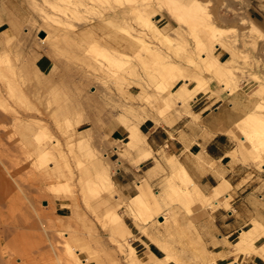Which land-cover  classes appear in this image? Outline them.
Returning <instances> with one entry per match:
<instances>
[{
  "label": "rangeland",
  "instance_id": "rangeland-1",
  "mask_svg": "<svg viewBox=\"0 0 264 264\" xmlns=\"http://www.w3.org/2000/svg\"><path fill=\"white\" fill-rule=\"evenodd\" d=\"M9 1L16 13L15 27L12 23L6 29L0 27V256L13 264H129L125 258L128 244L136 242L116 222L129 227L132 219L139 231L161 248L134 249L141 264H156L153 254L163 264L213 261L194 239V225L207 210L221 204L227 207L230 192L237 185L231 188L227 181L229 194L219 198L222 202L211 203L208 192H202L178 162L180 170L169 168L149 186L160 203L158 211H151L144 209L140 199L125 198L120 192L119 199L106 198L97 177L110 171L113 178L120 157L136 164L141 156L136 152L131 157L135 151L127 144L129 135L115 146L117 154L109 156L105 144L115 140L109 138L107 130L138 123L151 111L165 114L175 107L176 103L167 106L173 99L177 102L175 95L186 101L184 91L192 82L190 75L201 77L208 88L213 80L216 88L211 94L226 96L216 79L220 66L216 72L212 70L217 61H225L213 54L217 46L234 53L229 51L226 59L236 70L230 93L245 83L247 97L255 99L253 111L264 98V20L257 15L259 22H255L261 29L249 32L248 12L255 8L264 14V0H195L205 18L223 28L216 36L208 35V40L234 41L228 49L204 43L202 59L195 54L193 40L206 28L197 20V7H190L192 0ZM138 5L142 12H138ZM143 15H150V22ZM141 16L146 19L144 25ZM145 25H157L160 38L151 44L161 57L158 52L148 54L131 38L143 36L140 27ZM39 31H44L43 37L38 36ZM204 35L207 38V32ZM172 37L176 38L169 44L167 38ZM34 40L47 45L55 60L46 75L33 69L26 54ZM186 50L192 51V58ZM108 51L115 55L106 60L100 53ZM116 51L122 52L123 58L121 53L117 57ZM131 86L133 95L129 93ZM234 129L238 135L233 134ZM229 132L237 142L232 158L259 169L264 163V128L255 119H240ZM94 153L100 155L105 168L97 164ZM249 177L247 173L238 185ZM159 214L164 220L158 221ZM153 229L160 236H153Z\"/></svg>",
  "mask_w": 264,
  "mask_h": 264
},
{
  "label": "crops",
  "instance_id": "crops-1",
  "mask_svg": "<svg viewBox=\"0 0 264 264\" xmlns=\"http://www.w3.org/2000/svg\"><path fill=\"white\" fill-rule=\"evenodd\" d=\"M252 10L248 12L251 19L259 22V15L264 20V14L255 8ZM15 16L10 1L0 0L1 30L8 28L10 23L15 27ZM159 19L160 17L157 20ZM167 24L168 22L165 23ZM26 54L31 57L36 72L43 75L51 72L55 60L48 46L42 41L34 40L30 43ZM213 54L219 60L229 58L228 52L219 46L215 47ZM182 81L180 80V83ZM194 84L192 81L188 86ZM208 86L210 91L216 88L213 80H210ZM132 88L131 86L129 93L133 95ZM246 89L243 83L232 93L225 92L224 97H215L209 90L198 91L186 105L176 104L163 114L164 116L159 115L157 110L151 111L138 123L146 148L151 149L150 156L136 164L120 157L112 178L123 197H132L139 192L138 185L142 184L143 179L145 182L142 185L154 186L169 170L166 159L173 155L185 166L202 192H208L222 179L229 181L231 188L237 185L235 190L230 192L232 199L227 207L221 204L207 210V214L194 225V239H197L201 249H205L206 256L214 259L215 264H264V258L253 252L246 251L247 254L244 251V255L240 252L236 256L233 253V243L237 241L241 230L250 228L253 219L264 224V163L256 169L252 163L234 160L230 154L237 142L229 129L245 113L251 111L255 103L254 98L247 97ZM187 111H191L190 114ZM126 130L118 125L107 130L109 138L115 140L105 144L109 156L117 154L115 146L127 138ZM233 134L238 135V130L234 129ZM135 155L136 152H133L131 157ZM247 173H250V177L238 185ZM127 224L136 242L134 249H161L153 243L147 233L139 231L132 219ZM151 232L153 236H160L154 229ZM262 244L264 235H259L253 240L255 247ZM174 249H181V246H175ZM153 256L156 257L155 254ZM0 264L13 263L0 256Z\"/></svg>",
  "mask_w": 264,
  "mask_h": 264
},
{
  "label": "bare ground",
  "instance_id": "bare-ground-1",
  "mask_svg": "<svg viewBox=\"0 0 264 264\" xmlns=\"http://www.w3.org/2000/svg\"><path fill=\"white\" fill-rule=\"evenodd\" d=\"M118 2H119V0H117ZM188 2V1H187ZM190 2V1H189ZM198 2V1H197ZM195 0L193 1H191L190 2V7H191V9H193V7H197V8H195V10H199L198 12H196L195 10H194V12L195 13H198V15H196V17H197V20L198 19H200L201 20V25H203V26H205L204 27V29L206 28V31L204 30V32L202 33L203 34V37H201L202 36V34L201 33H198V35L199 34H201V36L199 37V36H196V37H194V39L195 40H193L194 42H195V45H196V48H195V45L193 46L194 47V50L196 49V55H198V56H200L201 57V59L202 58H205V56H204V51H203V49H201V46L202 45H204V43H209V44H213V45H225L226 47H227V49L229 48V46H230V44L232 43V42H234V41H232V42H230V43H228V44H226L224 41H217V42H211L212 40L210 39V41L208 40L210 37H212V36H216L217 34H219L220 32H222V27H220V26H217L216 24H214L211 20H209V18L207 17V18H205V16H204V14H202V7H201V5H200V3H197ZM70 3V2H69ZM73 3V2H72ZM79 3H80V0H79ZM121 3V2H120ZM57 4V3H56ZM74 5H75V3H73ZM72 4V5H73ZM127 4V3H126ZM131 4H133L132 2H131ZM77 5V4H76ZM79 5L80 4H78L77 6L79 7ZM194 5V6H193ZM58 6V5H57ZM66 6V5H65ZM69 6H71V4L69 5ZM83 6V5H82ZM133 6V5H132ZM140 5H138L137 7V9H138V12H139V10L142 8V6H141V8L139 7ZM63 7V6H62ZM67 8H68V4H67V6H66ZM81 7V6H80ZM79 7V8H80ZM205 7V6H204ZM66 8V9H67ZM72 7H70V9H71ZM85 8V7H84ZM87 8V7H86ZM94 8V7H93ZM108 8V7H107ZM199 8V9H198ZM75 9H78V8H75ZM74 9V10H75ZM109 9V8H108ZM169 9L171 10V9H173L172 7H169ZM174 9H176V8H174ZM72 10V9H71ZM112 10V9H111ZM110 10V11H111ZM77 10H75L74 12H76ZM80 11V10H79ZM106 11H107V9H106ZM141 11V10H140ZM145 11V10H144ZM193 11V10H192ZM62 12V11H61ZM142 12V11H141ZM140 12V14L142 15V13ZM146 12H148V11H146ZM63 13H65L64 11H63ZM68 13V12H67ZM135 13H137V12H135ZM154 13V12H153ZM84 14V13H83ZM147 14V13H146ZM155 14V13H154ZM85 15H87V14H85ZM148 15V14H147ZM208 15V14H207ZM68 16V15H67ZM70 16H72L71 15V13H70ZM136 16H137V14H136ZM140 16V15H139ZM150 16V15H149ZM149 16H148V18H149ZM194 16H195V14H194ZM138 17V16H137ZM145 16L143 15V18H144ZM172 17V16H171ZM195 17V18H196ZM71 18V17H70ZM141 18H142V16H141ZM142 18V20L140 19V22H142L143 24L142 25H144V22L143 21H146V19H148L147 18V16L145 17L146 19L144 20ZM174 18V17H173ZM135 19H136V17H135ZM177 19H178V17H177ZM137 20V19H136ZM149 20V22H150V19H148ZM196 20V21H197ZM246 20V19H245ZM249 21V20H248ZM200 22V21H199ZM139 23V22H138ZM198 23V22H197ZM250 25H249V27H248V29H249V32H251L253 29H261L260 27H259V25L253 20V19H250ZM146 24V23H145ZM140 25V24H139ZM153 25H155V23L153 24ZM182 25V24H181ZM200 25V26H201ZM72 26V25H71ZM146 26V25H145ZM145 26H143V27H145ZM157 26V25H156ZM156 26H146L147 28H145V29H143V27L141 28L140 27V29L142 30V33H143V36L141 35V36H135V35H130L131 36V38L132 39H134V40H136V41H138L140 44H142V46H143V48H144V51L145 52H147L148 54L150 53V54H152V53H157V54H159V50H158V48H155V46H153V44H151L152 42H153V40L156 38V40H157V38L160 36V31L158 30V28L156 27ZM203 26H202V28H203ZM201 28V27H200ZM185 30V29H184ZM202 31H203V29H202ZM201 31V32H202ZM205 32H207V38H205L204 39V33ZM223 32H224V30H223ZM248 32V30H247V33H249ZM162 33V32H161ZM225 33V32H224ZM163 35V34H162ZM165 35V34H164ZM167 35V34H166ZM175 35V34H174ZM188 35H189V33H188ZM208 35L210 36V37H208ZM224 35V34H223ZM177 36V35H176ZM180 36V35H179ZM195 36V35H194ZM220 36V35H219ZM147 37V39H145ZM160 38V37H159ZM176 38V37H175ZM174 37H172V38H167V40H168V42H169V44H173V42L172 43H170L171 41H172V39H175ZM221 38H222V36H221ZM178 39V38H177ZM179 39H180V37H179ZM212 39H216V38H212ZM224 39V38H223ZM216 40H218V39H216ZM215 40V41H216ZM132 41V40H131ZM174 41V40H173ZM155 42V41H154ZM177 42V41H176ZM179 42V41H178ZM93 43V42H92ZM157 44V43H156ZM177 44V43H176ZM176 44H174V45H176ZM137 45V44H136ZM91 46V45H90ZM139 46V45H138ZM97 47H99V46H97ZM101 48V47H100ZM99 48V50L101 51V49ZM103 48V47H102ZM233 48V46L231 47V49ZM190 49V48H189ZM188 49V50H189ZM230 49V48H229ZM228 49V53L230 54V52L232 51V50H229ZM92 50V49H91ZM94 50V49H93ZM98 49H96V51H97ZM105 51H106V48L104 49ZM103 50V51H104ZM109 50V49H108ZM188 50H186V51H188ZM111 51V50H110ZM110 51H108L107 53H104V52H102V53H100V55L102 56V57H105L106 58V60H109V59H111L114 55H115V53H112V52H110ZM230 51V52H229ZM235 52L237 51V50H234ZM92 52V51H91ZM98 52V51H97ZM189 52H191L190 53V55H191V58H192V51H188V53ZM120 53H121V55H120ZM134 53V52H133ZM141 53V52H140ZM155 53V54H156ZM181 53V52H180ZM231 53H233V52H231ZM116 54H117V51H116ZM125 54V53H124ZM127 54V53H126ZM168 54V53H167ZM234 54V53H233ZM121 56V58H123L122 57V52H118V54L116 55L117 57L118 56ZM142 55V54H141ZM160 55V54H159ZM182 55H184V54H182ZM232 55V54H231ZM124 56H126V55H124ZM140 56V55H139ZM158 56V55H157ZM156 56V57H157ZM162 55H160L159 57H161ZM187 54H186V58H187ZM198 56H197V58H198ZM230 56V55H229ZM90 57V56H89ZM127 57H129V56H127ZM127 57H125V59H128ZM120 58V57H119ZM120 58V59H121ZM132 58H134L135 59V57H132ZM141 58V57H140ZM144 58V57H143ZM164 58V57H163ZM232 58V57H231ZM235 58V57H234ZM124 59V60H125ZM162 59V58H161ZM189 59V63H190V58H188ZM142 60V59H141ZM192 60V59H191ZM194 60V59H193ZM232 60V59H231ZM166 61V59L164 60V62ZM168 61H170V60H168ZM128 62V61H127ZM143 62V61H142ZM146 62V61H145ZM167 62V61H166ZM165 62V63H166ZM172 62V61H171ZM196 62V61H195ZM136 63V62H135ZM167 63H170V62H167ZM173 63H175V62H173ZM148 64V63H147ZM161 64V63H160ZM172 65H176V64H172ZM178 65V64H177ZM194 65V64H193ZM217 65V66H216ZM125 66V65H124ZM218 66H220L218 69H219V71H218V73L219 74H217V76H216V79L219 81V83L221 84V86H222V88L223 89H225L226 90V92L227 93H230L232 90H233V87H231V85H232V83H233V81L236 79L235 78V76H236V73H235V67L233 68L232 67V65L231 66H229L228 64H227V62H226V60L225 61H217L216 63H215V66H214V68L212 69L213 71L215 70V69H217L216 67H218ZM108 67V66H107ZM166 67V66H165ZM176 67V66H175ZM179 67V66H178ZM177 67V68H178ZM122 68V67H121ZM120 68V69H121ZM143 68V67H142ZM169 68V67H168ZM164 69V68H163ZM167 69V68H166ZM207 70H208V68H207ZM163 71V70H162ZM209 71H210V69H209ZM212 71H210V73H211ZM215 72H216V70H215ZM214 72V73H215ZM241 72H243V71H241ZM113 73V72H112ZM164 73V72H163ZM248 73V72H247ZM140 75V74H139ZM214 75H216V74H214ZM241 75H243V74H241ZM190 78H192V81H194L195 82V84L194 85H192L191 87H188L184 92L186 93V96H187V98H186V101H183V98L182 97H180V96H178V95H175L174 97H175V100H177V102H179L180 104H181V106H184V105H186L187 103H188V101L190 100V99H192L194 96H195V94L198 92V91H207V90H209V88L206 86V84H205V82H204V80L203 79H201V77H195V76H191L190 75ZM124 81V80H123ZM206 81V80H205ZM208 81H206V83H207ZM149 86V85H148ZM159 87H158V91H159ZM156 91V90H155ZM210 91V90H209ZM212 91V90H211ZM210 91V92H211ZM159 92H161V90L159 91ZM162 92H163V90H162ZM156 93V92H155ZM212 93V92H211ZM157 94V93H156ZM167 95V94H166ZM261 95H264V93H262ZM172 96V95H171ZM173 97V98H174ZM261 97V96H260ZM157 98V97H156ZM169 98H171V97H169ZM168 98V101H171L172 99H169ZM262 98V97H261ZM260 98V99H261ZM164 100H165V96H164ZM166 101H167V99H166ZM177 102L176 101H174V99L172 100V102H167V103H169L167 106L169 107V106H171V104H174V103H176L177 104ZM161 103V102H160ZM163 103L165 104V102L163 101ZM171 103V104H170ZM157 106V105H156ZM165 106V105H164ZM185 108V107H184ZM189 108V107H188ZM185 110V109H184ZM166 112V111H165ZM190 112L191 111H187V113H189L190 114ZM164 114V113H163ZM160 115H162L161 113H160ZM164 116V115H163ZM143 118V117H142ZM242 120H245V119H255L256 121H257V123H258V125H259V127H262V128H264V98H262V101H259V102H257L256 104H255V108L253 109V111H251V112H247V113H245V115L241 118ZM19 120V119H18ZM130 122H131V120H129ZM134 122V121H133ZM128 123V122H127ZM139 123V122H138ZM138 123H128V125L127 126H125V128L127 129L126 131L128 132V133H126L127 135H129V137H131V139L128 137L127 138V144H128V146L132 149V150H134L135 152H138V153H140L141 154V156H140V158H139V162L140 161H142L143 159L145 160L147 157H149L150 156V154H151V149L150 148H146V143H145V140H144V136H143V134H141V132H140V130H139V128H138ZM262 143H264V141H262ZM145 146V147H144ZM149 147V146H148ZM58 148H60L59 146H58ZM59 150V149H58ZM60 151V150H59ZM58 151V152H59ZM95 151V150H94ZM61 152V151H60ZM96 152H98V151H96ZM60 154H62L63 155V153H60ZM93 154V153H92ZM95 155H94V157L96 156V158H95V160L97 161V164L100 166V167H102V168H105V166L103 165V164H101L102 162H100L101 161V158H100V155L99 154H97V153H94ZM61 156V155H60ZM93 156V155H92ZM173 156V155H172ZM172 156H170V157H168V165H169V167L171 168V169H173L174 171L175 170H180L181 169V166H180V164L178 163V161H177V159H175V158H173ZM68 157V156H67ZM93 157V158H94ZM63 159V158H62ZM201 159V158H200ZM58 162V161H57ZM56 162V163H57ZM210 162H212V161H210ZM167 163V162H166ZM68 166H69V174H70V176H71V173H72V170H71V167H70V165L69 164H67ZM160 165V164H159ZM165 165H167V164H165ZM60 167V166H59ZM153 167V166H152ZM61 169V168H60ZM164 169V168H163ZM110 172V171H109ZM108 171H106L105 173H104V175H101V176H99V177H97V182H98V185H99V187H100V189L101 190H103L104 191V193L106 194V198H110V197H118V199H119V197H120V194H119V190L117 189V187H116V185H115V183H114V181H113V179L111 178V175H110V173H109ZM74 173V172H73ZM77 176V175H76ZM80 176V175H79ZM222 179V178H221ZM78 180V179H77ZM144 180V179H143ZM138 184H139V182H138ZM138 187H139V192H138V194H135L133 197H134V199H140V201H141V204H142V206L144 207V209H146V210H154V211H158V209H159V205H160V203H159V201H158V199H157V197H156V195L155 194H153L151 191H150V189H149V187L147 186V185H138ZM228 187H229V183L227 182V180L226 179H222L220 182H218V184L217 185H215V186H213L209 191H208V198L211 200V203L212 202H216V204L217 203H219V202H222V201H220L219 200V198L220 197H223V196H227L228 195ZM179 191L177 190L176 191V194H177V196L178 195H180L179 193H178ZM102 194H103V192H102ZM136 197V198H135ZM111 199V198H110ZM117 199V198H116ZM226 203V202H225ZM140 206V205H139ZM224 206V205H223ZM143 211V210H142ZM145 213H146V211H144ZM148 213V212H147ZM150 213V212H149ZM158 216V221H160L161 219H163L164 220V216L163 215H161V214H159V215H157ZM148 220V219H147ZM162 220V221H163ZM116 223H119L120 224V226H122L123 228H124V230L126 231V233L127 234H129L130 236L132 235V231H131V229L125 224V223H123V222H116ZM161 223V222H160ZM141 229V228H140ZM143 231V230H142ZM259 235H264V224H262V223H260L259 221H257V220H255V219H253L252 220V225H251V227L250 228H248V229H244V230H241V232H240V234L238 235L239 237H238V239H237V241L236 242H234L233 243V247H234V250H233V253H234V255L236 256V255H238V253H240V252H242V254L244 253V251L246 252V251H248V252H253L254 254H256V255H259L260 257H262V258H264V244H262L261 246H259V247H255V246H253V240H255L256 239V237L257 236H259ZM127 238V237H126ZM126 238H125V240H126ZM126 242V241H125ZM53 243V242H52ZM52 243H51V245H52ZM53 244H55V243H53ZM54 246V245H53ZM56 246V245H55ZM232 247V248H233ZM248 252H246L247 254H248ZM121 253H123V251L121 252ZM244 255V254H243ZM251 255V254H250ZM148 256V255H147ZM234 256V257H235ZM258 257V256H257ZM125 258H126V260L128 261V263L129 264H135V261H136V263L137 264H141L140 263V261H138L137 260V257H136V255H135V251H134V247L131 245V244H128V251L126 252V254H125ZM148 258H149V256H148ZM150 259V258H149ZM155 259H156V264H163L162 263V261L160 260V258L158 259V257H155ZM235 259H237V258H235ZM155 261V260H154ZM209 262V261H208ZM233 263V262H232ZM207 264H215V261H211V262H209V263H207ZM230 264V263H229Z\"/></svg>",
  "mask_w": 264,
  "mask_h": 264
},
{
  "label": "water",
  "instance_id": "water-1",
  "mask_svg": "<svg viewBox=\"0 0 264 264\" xmlns=\"http://www.w3.org/2000/svg\"><path fill=\"white\" fill-rule=\"evenodd\" d=\"M38 36H39V37H43V36H44V31H39V32H38Z\"/></svg>",
  "mask_w": 264,
  "mask_h": 264
}]
</instances>
